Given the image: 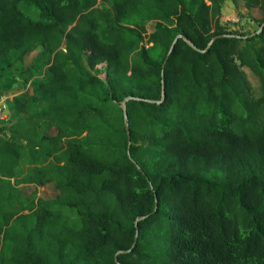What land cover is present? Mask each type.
<instances>
[{"label":"trees","instance_id":"1","mask_svg":"<svg viewBox=\"0 0 264 264\" xmlns=\"http://www.w3.org/2000/svg\"><path fill=\"white\" fill-rule=\"evenodd\" d=\"M226 1L264 25V0H0V91L31 87L0 128V264H264V26Z\"/></svg>","mask_w":264,"mask_h":264},{"label":"rangeland","instance_id":"2","mask_svg":"<svg viewBox=\"0 0 264 264\" xmlns=\"http://www.w3.org/2000/svg\"><path fill=\"white\" fill-rule=\"evenodd\" d=\"M104 4V0H98V5ZM263 18V13L260 10H246L243 7V4L239 2L238 4H232L229 1H226L222 5L220 23L222 26L226 27L229 31L235 32L237 34L242 35H251L255 34L259 31V24L255 22V20L259 21ZM154 27V23L146 24V29L148 32H152ZM32 53L28 55L25 59V67H29L32 60L35 58L36 54ZM245 73V76L252 87V97L254 99H258L261 96V89L258 79L248 70L242 69ZM101 78H104L101 76ZM12 86L4 85L0 91V99L1 97L10 98L12 96H19L25 93V89L22 86L21 82H14ZM12 100V99H11ZM7 123L0 124V128L2 125H8L10 121L11 114L7 111ZM1 123V122H0ZM1 137V136H0ZM28 165L23 163L21 166V172L27 171ZM23 196L28 197L34 191H36L37 197L44 200H53L56 198L57 194L52 185L45 186L43 188H35L34 186H21L19 188Z\"/></svg>","mask_w":264,"mask_h":264},{"label":"water","instance_id":"3","mask_svg":"<svg viewBox=\"0 0 264 264\" xmlns=\"http://www.w3.org/2000/svg\"><path fill=\"white\" fill-rule=\"evenodd\" d=\"M263 26H264V25H262V27H260V29H259V31H258L257 33H255V34H251V35H247L246 37H244V39H248V38H251V37H253V36L259 34V33L261 32V30L263 29ZM231 37H232V38H235V39H236V38H239L238 36H231ZM218 38H223V37L220 36V37H217V38L212 39L211 42H210L209 45H208V49L210 48L211 44H212L216 39H218ZM179 39H183L182 36H177V37L175 38L174 42L172 43V45H171V47H170V49H169V52H168V55H167V57H166V61H165L164 65L166 64V62H167V60H168L170 54L172 53V51H173V49H174V47H175V45H176V43H177V41H178ZM183 40H184L186 43H188V45H190L191 47H193V46H192L189 42H187L185 39H183ZM164 65H163V67H164ZM130 100H134V99H133V98H127V99H125V100L123 101V103H122V112H123V117H124V122H125V129H126L127 135H128L129 133H128V124H127L126 104H127V102L130 101ZM148 103H152V102H148ZM159 103H160V102H159ZM159 103H157V104H159ZM138 170H139V172H141L140 169H138ZM137 238H138V233L136 232L135 239H134V243H133V246H132V249H131V250L134 249V247H135V245H136V243H137ZM131 250H130V251H131ZM130 251H128V252H130Z\"/></svg>","mask_w":264,"mask_h":264},{"label":"built area","instance_id":"4","mask_svg":"<svg viewBox=\"0 0 264 264\" xmlns=\"http://www.w3.org/2000/svg\"><path fill=\"white\" fill-rule=\"evenodd\" d=\"M7 101L5 99L0 100V122L7 123Z\"/></svg>","mask_w":264,"mask_h":264},{"label":"crops","instance_id":"5","mask_svg":"<svg viewBox=\"0 0 264 264\" xmlns=\"http://www.w3.org/2000/svg\"><path fill=\"white\" fill-rule=\"evenodd\" d=\"M25 92H31V87H30L29 85L26 87ZM14 97H15V96H12V97H10V98H7V97H1L0 100L5 99V100L7 101V100H11V99H13Z\"/></svg>","mask_w":264,"mask_h":264}]
</instances>
